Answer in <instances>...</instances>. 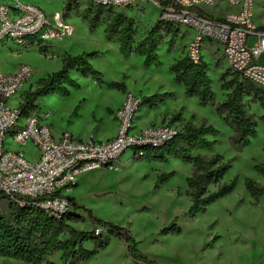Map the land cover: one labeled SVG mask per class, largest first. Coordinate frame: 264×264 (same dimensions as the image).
I'll return each instance as SVG.
<instances>
[{
	"label": "rangeland",
	"instance_id": "374dc122",
	"mask_svg": "<svg viewBox=\"0 0 264 264\" xmlns=\"http://www.w3.org/2000/svg\"><path fill=\"white\" fill-rule=\"evenodd\" d=\"M66 1L21 0L23 4L36 6L48 15L64 13ZM78 1L81 8L72 12L67 19L74 28V36L54 43L49 51H38L36 46L21 48L9 41L0 42V72L13 73L14 69L22 64L30 65L36 70L30 84H36L41 76L54 73L65 51L74 54L84 50L86 53L99 52L101 55L91 60L96 64L93 65L94 68L104 75L105 85H99L93 79L81 76L80 90H74L69 98L51 94L39 99L38 109L33 114L43 115V120H47L58 135L66 131L70 125V116L74 111H78L80 116L70 131L76 137H89L93 135L90 134V120H94L99 126L108 115H112L113 109L122 103L123 93L110 89L108 85L123 82L127 86V93L141 97L143 91L139 86L145 81L147 87L144 93L172 94L161 104L163 124L178 125L181 129L187 123L196 127L213 126L222 133L212 150L196 151L192 156L202 155L210 160L216 155H221L224 162L231 166L221 184H228L236 178L238 184L232 194L211 205L205 213L192 218L188 215L192 201L188 196L187 186V179L194 172L192 164L175 158H171L168 163H161L135 157L127 163L134 156L132 151H128L123 162L115 170L102 169L80 178L78 187L68 196L74 198L84 209L75 210L71 204V213L87 217L89 210L98 219L129 228L136 241L141 242L139 249L156 264H264V197L253 199L245 186V181L252 179L264 187V178L255 171L256 166L264 164V123L261 121L263 110L260 104L252 97H245L246 111L258 122V136L251 141L250 146L239 150L234 148L230 142L233 131L222 122L216 108L203 107L197 99L186 98L183 87L174 83L170 66L185 56L188 40L178 38L176 44L170 47L169 38L166 37L158 50L162 66L158 69L145 68L144 58L136 54L124 60L117 39H106V25H101L91 32L88 22L83 18L93 15L96 8L89 5V0ZM253 5L255 23L264 28V0H253ZM217 10L210 11L215 14L226 13V9ZM118 12L134 20L136 41L147 35L159 21L160 15L150 0H144L136 7L121 9ZM211 45L212 41L206 40L203 55L213 81L216 103H221L227 97V93L221 90L222 74H233V71L221 53L208 52ZM260 63H264V56L261 57ZM72 76L77 78L80 75L72 73ZM37 85L35 87H38ZM27 88L28 85L25 89ZM103 126L101 133L95 138H106L115 133V123L112 121H105ZM8 147L13 151L24 152L30 160L38 153L36 147H19L11 138L8 139ZM147 151L150 149L145 150L144 154ZM170 173H174V176L169 181L158 183L159 177ZM218 187L211 186L209 191L213 193ZM172 224L181 227L182 234L160 236V231ZM74 227L87 232L97 228L90 223L76 224ZM85 246L89 250L93 249L92 243ZM51 261L55 264H65L62 254H57ZM0 264L22 263L0 258ZM82 264L139 263H135L129 256L127 246L122 241L111 237L105 250Z\"/></svg>",
	"mask_w": 264,
	"mask_h": 264
},
{
	"label": "built area",
	"instance_id": "2783aa9c",
	"mask_svg": "<svg viewBox=\"0 0 264 264\" xmlns=\"http://www.w3.org/2000/svg\"><path fill=\"white\" fill-rule=\"evenodd\" d=\"M89 1L94 7L118 12L144 0ZM150 1L160 12L159 20L178 28L179 38L188 40L185 56L191 62H206L203 53L206 40H210L208 52L221 53L234 73L264 91V63H260L264 30L255 23L253 0ZM213 9H226V13L215 14L210 11ZM73 36L74 28L64 13L48 15L21 0H0V42L9 41L21 48L33 43L44 48ZM35 75L36 70L25 64L13 73L0 72V192L21 207L40 208L60 219L70 211L67 197L81 176L115 170L128 151L142 158L145 150L163 148L182 132L178 125L170 124L135 132V117L143 99L127 93L115 113L118 128L111 140L98 141L93 135L77 140L68 132L56 138L43 115L23 113L25 93L35 90L36 84H30ZM8 137L19 147H36L37 155L30 160L24 152L11 150ZM95 232L100 235L102 229L97 227Z\"/></svg>",
	"mask_w": 264,
	"mask_h": 264
},
{
	"label": "trees",
	"instance_id": "16d2710c",
	"mask_svg": "<svg viewBox=\"0 0 264 264\" xmlns=\"http://www.w3.org/2000/svg\"><path fill=\"white\" fill-rule=\"evenodd\" d=\"M94 7L91 3H89ZM81 8L78 0H67L64 6L66 19L74 11ZM96 8L93 15L85 16L84 21L89 24V30L94 32L99 26L106 25L105 36L108 41L117 39L120 54L124 60L131 58L133 54L144 58L145 68L162 66L158 55L159 46L169 38V46L173 47L179 38V29L173 25L158 21L147 35L139 41L135 40V22L133 19L111 9ZM264 30L263 27H261ZM36 46L31 43L29 47ZM99 57V52L84 53L78 56L66 54L63 58L61 70L38 81V87L34 91L25 93V103L21 106L23 113L29 115L38 109L39 99L57 95L61 98H69L72 90H80L81 85L75 81L71 74L91 78L99 85H105L104 75L90 63L89 60ZM170 72L174 76V83L183 87L186 98H195L203 107L216 108L217 115L222 122L230 127L233 136L231 145L236 149L246 148L251 141L258 136V122L246 111L245 97H252L260 104L264 123V91L256 89L252 84L242 79L239 74L233 72L223 73L221 77V90L227 93L226 100L216 103V94L212 88L213 81L209 76V67L206 62L195 65L184 56L176 60L170 66ZM231 76L229 79L228 77ZM110 89L127 92L125 83H111ZM172 94L154 95L145 99V105L155 110L160 104H164ZM76 111L74 112V114ZM222 133L213 126L201 125L196 127L187 123L182 132L163 148L147 151L143 159L168 163L171 158L179 159L184 163L192 164L194 172L187 179L188 196L192 205L188 215L192 218L205 213L213 204L232 194L238 184V179L228 184H221L228 174L231 166L224 162L221 155H216L208 160L202 155L192 156L193 152L212 150L217 139ZM264 152V148H263ZM140 160V159H139ZM255 171L264 178V164L255 167ZM174 173L158 178V183L169 181ZM211 186L218 187L211 193ZM246 190L255 200L264 197V187L252 179L245 181ZM76 189V188H75ZM75 210H83L74 198L67 197ZM87 210V209H85ZM90 223L102 229L97 235L92 232L77 230L74 225ZM181 235L182 229L177 224L164 228L160 236ZM111 237L122 241L128 250L129 256L135 263L156 264L148 259L139 247L131 230L127 227L105 222L92 215L88 210V216L76 215L69 211L60 219H55L40 208L26 206L21 207L13 202L7 195L0 192V258L6 261L13 260L22 264H55L51 259L57 254H62L65 264H82L94 259L100 251L105 250ZM92 243L93 249L86 248V244Z\"/></svg>",
	"mask_w": 264,
	"mask_h": 264
},
{
	"label": "crops",
	"instance_id": "0c3cea01",
	"mask_svg": "<svg viewBox=\"0 0 264 264\" xmlns=\"http://www.w3.org/2000/svg\"><path fill=\"white\" fill-rule=\"evenodd\" d=\"M30 48V47H29ZM38 51H40V50H42V49H47L48 51H49V49H51V47H44V48H41L40 46H37V48H36ZM45 51V50H44ZM84 50H81V51H79V52H77V53H74V54H71V52L69 51V52H67V51H65V52H63V54L61 55V62H60V64H59V66L55 69V71H54V73H56V72H58L60 69H61V67L63 66V58H64V56L66 55V54H69V55H72V56H77L78 54H82V53H86V51L85 52H83ZM51 52V51H50ZM53 52V51H52ZM99 56H101V55H99ZM132 56H134V54L132 55ZM90 61V63L92 64V65H96L95 64V62L93 61V60H89ZM100 70H102L101 68H99ZM16 69H14V71H15ZM51 74H53V73H51ZM51 74H46L45 75V77H47L48 75H51ZM73 74L74 75H77L75 72H73ZM71 76H72V74H71ZM44 76H41L39 79H38V81L40 80V79H42V78H45ZM72 78H73V76H72ZM173 78H174V76H173ZM75 81H77L78 83H80V81H81V76H79V77H74L73 78ZM38 81L36 82V85H37V83H38ZM142 83H143V85H142ZM142 83H140V86H139V89H141L142 91H143V94H142V96H141V98L143 99V104H142V106H141V108H140V110H139V112L137 113V115H136V117H135V129H134V131L135 132H140L141 130H143V129H145V128H148V127H150V126H154V125H157V126H160V125H165V124H163L162 123V108H163V106H161V104L158 106V108L157 109H155V110H153V109H151L149 106H147V105H145L144 103H145V99L146 98H149V97H152V96H154L153 95V93L154 92H151V93H144V89L147 87L146 85H147V83L145 82V81H143ZM35 85V86H36ZM81 85H82V83H81ZM126 85V84H125ZM35 89H36V87H35ZM75 91L74 90H72V95H73V93H74ZM125 94H127V92L126 93H123V95H124V97H123V99H122V103H121V105L119 106L118 105V108H116V109H113V112H112V115H108V118L105 120V121H112L113 123H115V133L114 134H112L111 136H109V137H106V138H95L96 137V135H98L99 133H101V128H104V126H103V124H104V122L103 123H101L99 126H97L96 125V123H95V121L94 120H90V123H89V129L93 132H89L90 134H93L94 135V138L96 139V140H98V141H102V142H104V141H107V140H111L112 138H114L115 136H116V133H117V128H118V124H117V121L115 120V113H116V111L122 106V104H123V102H124V98H125ZM156 95H161V92L160 93H158V94H156ZM73 109V108H72ZM71 109V110H72ZM79 109V108H78ZM161 111V112H160ZM72 111H70V113H71ZM75 112V111H74ZM74 112H73V114L70 116L71 117V121L70 122H68V124H70V125H68L67 126V129H66V131H63V132H61L60 134H58V135H56L55 133H54V131H53V129H52V127L50 126V124H48V122H47V120L46 121H44L45 123H47L50 127H51V129H52V132H53V134H54V136L56 137V138H60L61 137V135L63 134V133H65V132H68V133H70L75 139H77V140H86L88 137L86 136L85 138H83V137H76L74 134H73V132H71L70 131V128H72L73 126H74V124H75V120L77 119V118H79V113H78V111H76V113L74 114ZM95 112H93V114H94ZM137 118V119H136ZM93 119V118H92ZM70 131V132H69ZM124 158H125V156L123 157V159H122V162H123V160H124ZM133 159H135L134 158V156H132L130 159H129V161L127 162V163H129V162H131ZM121 162V163H122ZM101 171V170H100ZM97 172V171H96ZM92 173H94V172H92ZM92 173H89V174H92ZM84 175H88V174H84ZM83 175V176H84ZM82 177V176H81ZM79 182H80V179H79ZM79 182H78V185H79ZM78 185H77V187H78ZM76 187V188H77ZM75 191V189L72 191V192H74ZM70 195V194H69Z\"/></svg>",
	"mask_w": 264,
	"mask_h": 264
}]
</instances>
